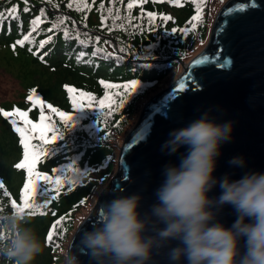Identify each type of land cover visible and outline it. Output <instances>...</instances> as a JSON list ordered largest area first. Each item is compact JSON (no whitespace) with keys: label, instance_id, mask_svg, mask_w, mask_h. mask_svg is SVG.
I'll use <instances>...</instances> for the list:
<instances>
[{"label":"trees","instance_id":"trees-1","mask_svg":"<svg viewBox=\"0 0 264 264\" xmlns=\"http://www.w3.org/2000/svg\"><path fill=\"white\" fill-rule=\"evenodd\" d=\"M225 1L145 0L129 9V0H28L27 4L24 0H0V12L4 13L0 46L11 50L6 63L22 87L18 98L1 101L0 109L18 107L29 111V118L38 122L39 107L33 108L27 100L30 90L35 89L46 104L73 114L70 125H66L57 114L46 111L60 136L41 146L47 153L36 166L37 171L71 180V184L63 182L56 200L37 210L29 225L42 229L41 242L51 253L61 245L66 247L83 218L77 219L78 212L85 204L94 206L118 169L121 145L144 104L166 88L183 63L205 46L217 9ZM14 5L17 13L9 17L6 9ZM197 10L199 17L193 29L190 22ZM147 12L156 13V17L149 20ZM37 16L41 20L34 25ZM184 28L189 29L185 34L173 31ZM29 34L23 45L16 44ZM41 41H47L43 47ZM132 80L139 82L135 92L113 97L119 106L111 115H107V108L101 111L98 104L73 108V93L68 88L89 93L98 101L123 93L122 88L111 85ZM22 158L19 133L0 114V184L5 186L0 189V210L10 211L13 200L20 203L27 172L15 165ZM33 199L43 204L46 196ZM60 216L65 219L56 226L53 241L47 242L49 229ZM46 256L43 262L50 264ZM0 264L5 262L0 259Z\"/></svg>","mask_w":264,"mask_h":264},{"label":"water","instance_id":"water-1","mask_svg":"<svg viewBox=\"0 0 264 264\" xmlns=\"http://www.w3.org/2000/svg\"><path fill=\"white\" fill-rule=\"evenodd\" d=\"M182 66L175 80L143 106L121 145L118 169L77 226L67 249L70 245L74 252L78 249L82 233L103 218L101 206L116 197L139 195L137 211L150 216L166 166L178 165L188 150L180 146L173 152L166 142L174 130L205 114L216 123L233 125L230 139L220 146L213 172L217 184L208 196H220L219 181L226 175L237 180L247 173H264V0H226L214 17L206 45ZM234 157H243L244 165L231 164ZM213 211L214 222L225 227L237 219L230 204ZM163 227L162 223L149 226L145 235H155L156 228ZM178 246L179 240L163 241L152 249L146 264H188L184 257L171 259V249ZM79 259L91 264L87 255Z\"/></svg>","mask_w":264,"mask_h":264},{"label":"clouds","instance_id":"clouds-1","mask_svg":"<svg viewBox=\"0 0 264 264\" xmlns=\"http://www.w3.org/2000/svg\"><path fill=\"white\" fill-rule=\"evenodd\" d=\"M232 127L230 121L216 123L205 114L174 130L166 146L173 152L180 146L188 150L178 165L166 166L150 216L137 211V194L106 202L103 218L82 233L79 248L62 250L65 264H82L79 255H87L91 264H146L152 249L170 239L181 245L171 249L173 261L184 257L188 264H264V173L237 180L226 175L219 181L220 196H208L217 184L213 172L220 146L230 139ZM230 163L243 166L245 161L234 157ZM225 204L237 213L231 227L214 222L213 208ZM33 218L30 210H0V259L5 264H33L43 252L29 226ZM161 223L164 227L156 228L155 235H145L149 226Z\"/></svg>","mask_w":264,"mask_h":264},{"label":"snow or ice","instance_id":"snow-or-ice-1","mask_svg":"<svg viewBox=\"0 0 264 264\" xmlns=\"http://www.w3.org/2000/svg\"><path fill=\"white\" fill-rule=\"evenodd\" d=\"M170 2L175 3L176 0H170ZM24 3L27 4L28 0H24ZM136 3L143 4L145 3V0H129L127 6L129 9H132ZM69 7H71V4H69ZM27 10L28 9L25 8V11ZM6 11L9 17H14L17 13V6L14 5L11 8L6 9ZM147 16L149 17V20H153L156 17V13L147 12ZM3 17L4 13L0 12V19ZM198 17L199 10H197V15L193 16L190 22L193 29L196 27L195 21L198 19ZM163 19H170V17H164ZM40 20L41 18L37 16L32 21V23L34 25L39 24ZM173 31H180L182 34H185L189 31V29H174ZM30 35L31 34L23 36L22 39L16 41V44L23 45L25 41L30 39ZM51 38L52 37L49 36L48 39L51 40ZM46 42L47 41H41V47H43ZM13 47L15 48V45H13ZM83 55V52L80 53V56ZM201 56L194 60L193 63L198 62L201 59ZM41 59H43V57H41ZM138 83V81L132 80L122 85H111L110 87L122 88L124 90L123 93L116 92L113 93L112 96L106 95L103 99L98 101L89 93L77 92V90L73 88H68V91L73 93L72 105L74 109H80L83 107L91 108L93 107V104H98L101 111L107 108L109 109L107 115H111L113 108L119 106L116 104V101L113 97L132 94L135 92ZM184 86L185 85L181 83L180 87L183 88ZM27 100L33 103V108L39 107L38 122H34L33 119L29 118V111L21 110L18 107H14L11 111L0 109V114L8 118V120H10L11 124L14 126L15 131L19 133L20 143L23 145V158L15 165V167L17 169H24L27 172V180L23 186V192L20 195V203H17V201L13 200L11 202V207L20 211L30 210L32 215H35L37 210L45 207V205L49 202L56 200L57 196L59 195L60 188L63 187V182L71 184V180L65 181L62 175H50L45 172L37 171L36 166L41 158L46 156L47 153V151H45L41 146L53 143L60 136L55 124L52 123V116L50 114H57L66 125H70L73 114L72 112L61 111L59 108H56L51 104H46L44 100L40 99L35 89L30 90ZM122 103L123 99L121 100V104ZM46 111L50 114H46ZM33 141H38L39 143H33ZM4 187V184H0V189H3ZM52 192H55L56 195H48ZM5 195H7L6 192ZM39 196H46L43 204L37 203L35 199H33L34 197ZM64 219V216H60L59 219L54 221L47 234V242L53 241L54 230L56 229L57 225H60L61 222L64 221Z\"/></svg>","mask_w":264,"mask_h":264},{"label":"rangeland","instance_id":"rangeland-1","mask_svg":"<svg viewBox=\"0 0 264 264\" xmlns=\"http://www.w3.org/2000/svg\"><path fill=\"white\" fill-rule=\"evenodd\" d=\"M10 54L11 50H9V47L0 46V102L3 100H16L18 98L19 92L22 90L21 84H19L14 72L8 67L6 63V59L10 56ZM171 75L173 76V74ZM92 207L90 204H85L84 207L78 212L77 219L79 220L83 216L81 219L82 221L89 214ZM35 219L36 221H39L37 217ZM33 229L41 240L42 229ZM70 239L68 240V243ZM68 243L66 247L61 245L57 249H54L52 253L44 246L43 252L36 257L33 264H46L45 261L43 262L45 255H47L46 257H48L50 264H65V257L62 254V250H67Z\"/></svg>","mask_w":264,"mask_h":264}]
</instances>
